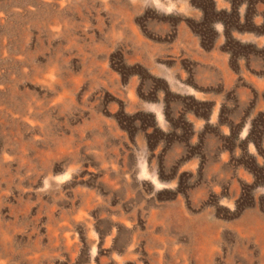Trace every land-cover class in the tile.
I'll return each mask as SVG.
<instances>
[{
	"label": "rangeland",
	"instance_id": "rangeland-1",
	"mask_svg": "<svg viewBox=\"0 0 264 264\" xmlns=\"http://www.w3.org/2000/svg\"><path fill=\"white\" fill-rule=\"evenodd\" d=\"M0 264H264V0H0Z\"/></svg>",
	"mask_w": 264,
	"mask_h": 264
}]
</instances>
